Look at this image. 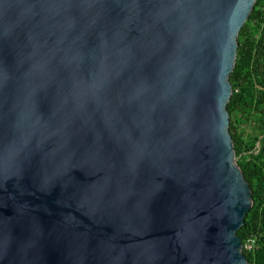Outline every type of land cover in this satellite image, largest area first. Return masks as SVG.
I'll return each mask as SVG.
<instances>
[{
    "label": "water",
    "instance_id": "water-1",
    "mask_svg": "<svg viewBox=\"0 0 264 264\" xmlns=\"http://www.w3.org/2000/svg\"><path fill=\"white\" fill-rule=\"evenodd\" d=\"M255 0H0V264H247L229 132Z\"/></svg>",
    "mask_w": 264,
    "mask_h": 264
},
{
    "label": "trees",
    "instance_id": "trees-1",
    "mask_svg": "<svg viewBox=\"0 0 264 264\" xmlns=\"http://www.w3.org/2000/svg\"><path fill=\"white\" fill-rule=\"evenodd\" d=\"M229 132L235 156L252 191L253 204L237 231L247 264H264V0H255L238 33L235 64L229 76Z\"/></svg>",
    "mask_w": 264,
    "mask_h": 264
},
{
    "label": "built area",
    "instance_id": "built-area-1",
    "mask_svg": "<svg viewBox=\"0 0 264 264\" xmlns=\"http://www.w3.org/2000/svg\"><path fill=\"white\" fill-rule=\"evenodd\" d=\"M255 240L253 238L246 240L242 243V249L251 250L254 247Z\"/></svg>",
    "mask_w": 264,
    "mask_h": 264
}]
</instances>
